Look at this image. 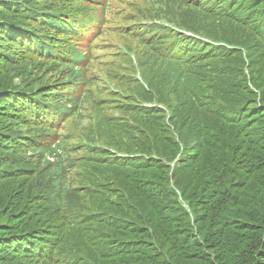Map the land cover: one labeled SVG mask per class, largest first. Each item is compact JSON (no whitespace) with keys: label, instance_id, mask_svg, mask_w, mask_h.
<instances>
[{"label":"trees","instance_id":"16d2710c","mask_svg":"<svg viewBox=\"0 0 264 264\" xmlns=\"http://www.w3.org/2000/svg\"><path fill=\"white\" fill-rule=\"evenodd\" d=\"M106 5L0 0V264H264V0H174L160 25L127 28L164 53L181 31L208 41H188V83L137 87L169 119L137 96L96 100L70 169L55 122L77 112L79 37Z\"/></svg>","mask_w":264,"mask_h":264},{"label":"rangeland","instance_id":"374dc122","mask_svg":"<svg viewBox=\"0 0 264 264\" xmlns=\"http://www.w3.org/2000/svg\"><path fill=\"white\" fill-rule=\"evenodd\" d=\"M110 1L109 5L106 8L105 17L106 21L100 23H107V26L104 29V33L97 34L94 33V43L89 49L93 59L88 65V71L97 85H104V87H109L113 85L114 79L110 80V76L107 71L110 68H116L117 66H124V72L130 75H134L135 71L138 69V66L134 62H145L150 64L152 61V55L149 53H142L141 48H143L140 41L135 39L133 36L125 37L121 36L116 32H111L113 27H116L119 23L128 24L135 21L143 20L142 23H150L154 20L164 21L165 16L159 11L156 0H107ZM172 6L170 1H166L164 8ZM137 9L143 10L144 12H151L145 17L140 18L138 16H133L130 12H135ZM118 11L117 14L115 12ZM169 22V20H168ZM141 23V24H142ZM153 32H148V35H152ZM91 36V35H90ZM136 42V43H134ZM124 43L131 44L129 47H125L123 54H121L122 46ZM171 45V42H167ZM144 51V49H142ZM161 52V51H160ZM121 54V55H120ZM120 56V57H119ZM136 58L135 61L131 60ZM121 63V64H120ZM163 63H166V60H163ZM121 70V69H120ZM166 74H160L159 77H179V70H172L169 67H165ZM181 83H188L187 79L181 77ZM97 85L89 88L90 93L95 95L97 90ZM113 86H117L114 84ZM82 107L79 109L81 116L69 118L64 120L63 123L59 126L58 133L59 136H74L75 133L80 132L79 126L84 125L88 121V111L90 108V101L87 98L82 99Z\"/></svg>","mask_w":264,"mask_h":264},{"label":"clouds","instance_id":"9594fccd","mask_svg":"<svg viewBox=\"0 0 264 264\" xmlns=\"http://www.w3.org/2000/svg\"><path fill=\"white\" fill-rule=\"evenodd\" d=\"M157 7H158L159 11L163 14V16H165L167 14L166 12L168 11V8L167 9L164 8V5H159L158 4ZM88 30H90V27H88ZM111 32H116L117 33L118 31L115 30V29H113ZM118 34H120V33H118ZM125 35L128 36V34H125ZM179 39H182V38H179ZM179 41H181V40H179ZM134 43H136V42H134ZM130 45L131 44H129V43H124V46L121 47L122 48L121 54H123L124 48L125 47H129ZM180 46L181 45L178 44V48ZM142 53L152 54L153 52L152 51H145V52L141 51V54ZM154 55H155V58L151 61V63L149 65L150 66H156V67L157 66H160L161 63H159L158 61H156V58L158 57V55L157 54H154ZM132 59L133 58L131 57V60ZM194 59L195 58L190 59L188 57H186L185 59H183V61L181 63H179L178 67L175 68V69H178L179 70V77H167L168 80H169L167 82H169L173 86H180V85H183L181 83V77L186 78L187 81H188L190 79V77H191L190 74H192L194 71L197 70V67L193 64L194 63ZM121 66L122 67L117 66V69L116 68H110L109 71L113 69L114 72H116V73H122V72H124V66L122 64H121ZM140 66L142 68V64H140ZM109 71H107V72H109ZM86 73H89V71L86 72ZM125 74L127 75V73H125ZM161 79H164V78H156L155 80H151V81L155 82L156 86H159V84L161 82ZM118 83H114L117 86H113L114 84L110 86V89L111 90H110L109 95H111V96L114 95V97L116 99H121V100H123L126 103L129 102V99L132 98L133 96H137L138 97L137 92H136L137 87H135L133 89L131 95L128 94V91L131 90V86L133 84H137V86L139 85V78L136 79V81L130 80V82H129L128 85H124V84H120V83L118 84ZM96 85H97V83H96ZM104 93L105 92L102 89V85H97L96 94L95 95H92L90 97V99H94L96 101V100H98L97 97H99L101 95H104ZM105 95H106V93H105ZM105 95L103 97H105ZM143 101H145V100H142V102ZM148 102L155 103V102H159V101H148ZM77 110H78V108H77ZM78 115L79 114H76L75 119L78 117ZM95 122H96V119H94L92 121L93 125L95 124ZM79 129H80L81 132H83L84 137H88L89 127L86 126V124L79 126ZM79 134L77 136H75V137H72V138H68L67 136H59V133H55V132L53 134V135H56V138H55V141L53 142L52 145L53 146H56V147H59V145H63V143H62L63 140L67 138V141L64 144L63 150L62 151H59V152H60L61 155L62 154H66L68 156L69 155H72V156H70V158H68V163H70V164H75L77 161H79L84 156V154L87 152L88 149L92 148V144L91 143H87V142H85V140H80L83 137L79 136ZM70 150H74V151L73 152H70ZM20 153H22V152L20 151ZM20 153H17V156H19V158L23 155V154H21V156H20ZM30 153L31 152H29L28 154H30ZM53 158H55L54 155L47 154V159L48 160L51 161V159H53Z\"/></svg>","mask_w":264,"mask_h":264},{"label":"bare ground","instance_id":"6f19581e","mask_svg":"<svg viewBox=\"0 0 264 264\" xmlns=\"http://www.w3.org/2000/svg\"><path fill=\"white\" fill-rule=\"evenodd\" d=\"M93 32V31H90V33ZM180 48V47H179Z\"/></svg>","mask_w":264,"mask_h":264}]
</instances>
